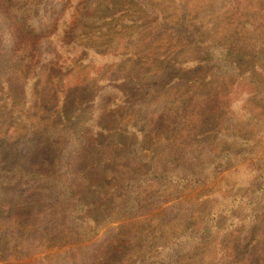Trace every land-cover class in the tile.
<instances>
[{"label": "trees", "instance_id": "obj_1", "mask_svg": "<svg viewBox=\"0 0 264 264\" xmlns=\"http://www.w3.org/2000/svg\"><path fill=\"white\" fill-rule=\"evenodd\" d=\"M5 2L0 221L12 228H0V264H181L211 234L156 240L166 204L179 198L198 206L196 191L246 153L229 148L236 140L253 147L251 201H260L264 130L246 131L254 101L264 113V0ZM14 22L26 33L22 41L12 36ZM172 37L205 51L171 58ZM70 74H80L84 93L59 98L56 81ZM106 89L115 92L107 97ZM155 89L174 96L124 120L122 96ZM109 112L111 121L101 120ZM262 233L226 240L211 264H264Z\"/></svg>", "mask_w": 264, "mask_h": 264}, {"label": "rangeland", "instance_id": "obj_2", "mask_svg": "<svg viewBox=\"0 0 264 264\" xmlns=\"http://www.w3.org/2000/svg\"><path fill=\"white\" fill-rule=\"evenodd\" d=\"M210 2L212 4L220 5L218 3L221 2V0H210ZM0 11L4 13L9 12V7L5 0H0ZM204 11L206 13L207 9L204 8ZM200 13L202 15L205 14L202 12ZM211 20L212 16H210L206 22L209 23L208 25L210 26L213 25ZM197 22L198 23L193 22V24L196 28H199L201 22ZM216 23H218V21ZM11 31L13 38L17 41H22L26 37V33L23 31L22 25L19 22H14L12 24ZM119 34H122V32H119ZM171 43L172 51H170V57L178 60L189 59L194 55H202V52L205 51L202 48L200 51V47L195 45H185L182 42L174 41L173 37L171 39ZM108 50L111 51L112 49ZM114 58L111 56L110 60H113ZM246 66V69L252 68L253 64L252 62H247ZM50 69L52 68H48V70ZM56 72H58L57 69ZM83 73H85V71H82L81 75ZM79 78H81L80 74H70L66 79L62 80L61 78L59 81L57 80L56 83L58 84L57 90H59V98H61L60 92H64L63 95L66 94V98H69L72 92H78L81 94L84 93L81 90H78L80 88L76 86V82L79 81ZM147 78L148 77L143 78L145 82ZM259 78L261 80L264 79L261 76H259ZM12 87L16 90V93H21V85L18 83V80L15 79ZM106 90V96L110 97V92H113L114 90ZM155 90L156 91L154 92L147 93L148 95L141 93L137 96L136 93L125 97L122 96L123 94H119V96H122V98L124 97L123 99L126 101L122 104L125 108V113L127 114L124 116V120L128 119V115L134 108L137 109L138 113L141 112L146 114L164 107L169 99V96H171V98L174 96V93L172 94L167 89H164L163 91H158L159 89ZM86 94L89 93L87 92ZM259 96L257 100L260 101ZM96 98L99 100V95H97ZM257 104L258 102L254 101L252 106L253 108H250V110H254H252L253 115L249 121V127L246 134H250V132L257 133L258 131L264 130V113L262 109H255ZM113 115V112L106 113L102 115L101 120L110 122ZM228 146L231 150H233V153L243 151L246 153L242 157H235L236 166L225 172L222 176L220 175L216 181L212 182V185L210 184V188H200V191H196V194L201 196V199L196 202L198 206L182 202L183 200L179 198L166 204V206L170 208L167 221H163L162 225L157 230L156 240H162V242L172 240L176 234H181L183 232H195L197 229L201 230L200 233L207 230L206 233L211 234L210 238L199 246L198 251H196L193 256H185V259L181 264H211L213 260L219 257V253L223 250L222 248L224 247V242L226 240L229 241L235 236L244 240L245 237H247V234H250L253 230L254 234H263L264 195L261 196L260 201L256 204L253 203L254 201H251L252 199H255L254 195H252V185H254V181H252L251 178V159L250 157L247 158V155L253 151V147L251 144L244 143V141L239 140L232 142ZM77 163L79 168L85 167L86 164L84 162L83 155L78 158ZM88 169L93 171V169ZM0 224V228L2 226L12 228V222L8 220H2L0 221ZM107 229L108 226L104 227L100 234L107 236ZM33 252L36 251H30L31 254ZM44 255L45 253L43 256ZM36 256L37 254L35 257Z\"/></svg>", "mask_w": 264, "mask_h": 264}]
</instances>
